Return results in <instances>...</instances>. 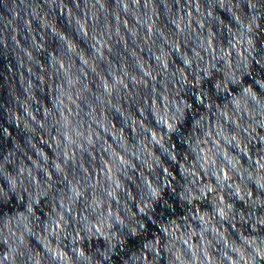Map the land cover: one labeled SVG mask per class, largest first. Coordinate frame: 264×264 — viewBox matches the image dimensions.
<instances>
[{
  "label": "clouds",
  "instance_id": "obj_1",
  "mask_svg": "<svg viewBox=\"0 0 264 264\" xmlns=\"http://www.w3.org/2000/svg\"><path fill=\"white\" fill-rule=\"evenodd\" d=\"M0 264H264V0H0Z\"/></svg>",
  "mask_w": 264,
  "mask_h": 264
},
{
  "label": "water",
  "instance_id": "obj_2",
  "mask_svg": "<svg viewBox=\"0 0 264 264\" xmlns=\"http://www.w3.org/2000/svg\"><path fill=\"white\" fill-rule=\"evenodd\" d=\"M4 68V65L2 63H0V71H2ZM3 83V76H0V84ZM0 95H2V90H0Z\"/></svg>",
  "mask_w": 264,
  "mask_h": 264
}]
</instances>
